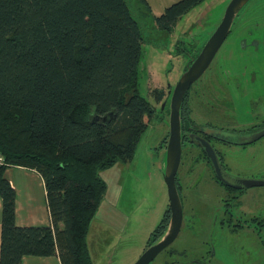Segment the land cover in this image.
Masks as SVG:
<instances>
[{"label": "trees", "instance_id": "trees-1", "mask_svg": "<svg viewBox=\"0 0 264 264\" xmlns=\"http://www.w3.org/2000/svg\"><path fill=\"white\" fill-rule=\"evenodd\" d=\"M201 1L178 0L152 19L170 31ZM142 42L126 0H0V264H93L86 235L106 191L98 172L132 159L154 112L136 89ZM8 166L40 174L50 226L15 224Z\"/></svg>", "mask_w": 264, "mask_h": 264}, {"label": "rangeland", "instance_id": "rangeland-1", "mask_svg": "<svg viewBox=\"0 0 264 264\" xmlns=\"http://www.w3.org/2000/svg\"><path fill=\"white\" fill-rule=\"evenodd\" d=\"M174 1L165 0V4L170 6ZM126 2L143 38L137 65V94L149 101L154 112L132 159L98 172L106 191L86 235L93 264H133L162 219L168 207L163 175L169 139V99L157 101L152 91H160L164 97L167 88L174 87L188 60L201 50L220 23L230 0H202L179 17L170 31L159 29L139 0ZM243 11H255L254 20L260 27L253 30L250 23L246 26L239 19ZM234 23L243 27L236 35L232 31ZM232 24L213 61H221L220 71L233 92L234 107L226 121L245 131L264 120V0H248ZM212 73L213 69L206 70L190 89L195 85L196 91ZM194 90L190 92L188 106L194 109L195 121L216 120L209 108L214 102L195 101ZM221 114H217V119ZM229 147L231 150L223 151L229 167L254 171L259 179H264V137L243 147ZM183 189L191 194L183 208L182 229L166 249L175 259H201L211 246L214 253L204 264H264V221L258 227L262 230L233 227L236 221L221 226L219 218L214 220L216 210L220 209L221 214L223 206L217 189L207 186L193 192L185 185ZM233 203L235 219L264 217V187L246 190L245 196ZM168 259L160 252L150 264H165Z\"/></svg>", "mask_w": 264, "mask_h": 264}, {"label": "flooded vegetation", "instance_id": "flooded-vegetation-1", "mask_svg": "<svg viewBox=\"0 0 264 264\" xmlns=\"http://www.w3.org/2000/svg\"><path fill=\"white\" fill-rule=\"evenodd\" d=\"M256 16L257 13L255 11H248L247 13L243 11L240 14L239 19L242 22L247 23L246 26L248 25V23H250L254 30L260 27L259 24L254 20ZM242 30L243 27L241 24H235V23L232 24V31L235 35L240 33ZM229 32L230 29L227 35L229 34ZM256 36L257 35H254L255 38ZM253 43L256 44V41H254ZM199 52L200 50L196 53L194 57L188 60V63L185 66L184 71H186V69L191 65V63L197 57ZM214 57L212 58L208 67L204 70L205 72L209 68L213 69L212 75L209 76L207 78L206 83L201 84L196 91L194 90L195 85L192 87V89L190 88L192 84H194V82L198 80L202 74H204V72L193 83H191L184 95L180 107L181 154H180L178 169L175 175V186L182 206V221L179 232L182 229L183 220H184L183 208L191 194V192L189 191H184L183 189L184 185L188 189H190V191L193 192H195L198 189L201 190L207 186L208 187L212 186L213 190L217 189V191L221 193V196L223 197L222 198L223 206H221L222 212L221 214H218L220 209H217L214 214V220L219 218L221 226L224 224L230 225L232 221H236V223L232 225L233 227L247 226L246 228L252 227L254 229L256 227L257 230H262L261 228L258 229V227H260L259 225L261 224V222L264 221V217L262 216L253 215L249 219H243L241 217L235 219L233 217L235 213V211H233V205H234L233 201L238 198L239 200H241V197L245 196L246 190L248 189H252L254 187H264V186L237 188L235 186L238 184V182H234L231 179H227V183H225L224 181L219 179V176L216 174V171H219V174L220 175L222 174L223 178H236V179H245V180H254V181L264 180V179H259V175H257L254 171L248 172V171H243L229 167L225 161L227 156L223 152L226 150H231V147L229 146L243 147L245 145L253 144L258 140H260L262 137H264V135H262L251 142H246L249 141V139L252 138L253 135L259 132L260 133L264 132V120L261 121L260 124L254 125L250 129H247L245 131L238 130L233 124L226 121L229 117H231L230 112L231 109H233L234 107L232 105V101H234V97L232 90H229V85H228L229 82H226L223 76V72L220 71L221 69L220 67L222 63L221 61H213ZM216 64H218L217 67ZM235 88L236 86L234 87V89ZM173 89L174 87L167 88L166 95H164V97L161 98L162 99L166 98L167 101L169 99V103H170V97ZM191 90H194V92L192 93L193 95L192 98L195 101L214 102V105L213 106L210 105L209 108L211 113H213L216 116V120H210L212 119L210 118L206 121H203L202 123H197L195 121L194 109L193 108L190 109L188 106ZM218 113H222L220 115L221 116L220 119H217ZM239 141H241V143H237ZM257 154L260 155L259 152H257ZM229 200L231 201L229 202ZM166 210L169 211V208L167 207ZM169 220H170V211L168 213V220L166 227L162 231L163 233L168 228ZM262 227L264 228V224L262 225ZM189 230H192V228H189ZM152 244L153 242H149L148 245H145L144 250L149 246H151ZM170 245H168L164 250L161 251L164 252V256L166 258L170 257V259H168L165 264H176V263L204 264L207 260L211 258V256L214 253V249L212 250L211 246H209V250L205 251L207 252L206 255H203L201 259L191 257L188 258L187 261H185L182 259H175L172 252L166 250ZM153 260L151 262H153Z\"/></svg>", "mask_w": 264, "mask_h": 264}, {"label": "water", "instance_id": "water-1", "mask_svg": "<svg viewBox=\"0 0 264 264\" xmlns=\"http://www.w3.org/2000/svg\"><path fill=\"white\" fill-rule=\"evenodd\" d=\"M247 1L248 0H230L225 8L220 23L205 42L197 57L186 69V71L183 72L174 86L169 103V139L166 145V158L163 175V180L167 190L168 208L170 211L169 225L163 235L151 246L146 248L133 264H149L162 250L175 240L179 233L182 221V206L175 186V175L178 169L181 154V103L190 84L193 83L208 67L216 51L225 39L234 18ZM262 135H264V132H259L253 135L252 138L246 142H251ZM237 143H241V141ZM216 174L219 176V179L225 183H227V179L238 182L235 186L237 188L264 186V180L254 181L236 178H223L222 174H219V171H216Z\"/></svg>", "mask_w": 264, "mask_h": 264}, {"label": "crops", "instance_id": "crops-1", "mask_svg": "<svg viewBox=\"0 0 264 264\" xmlns=\"http://www.w3.org/2000/svg\"><path fill=\"white\" fill-rule=\"evenodd\" d=\"M145 1L149 6L151 15L154 17L160 16L164 9L168 7L165 0ZM4 177L15 191V224L18 227L50 226L46 190L40 174L24 167L8 166L4 171ZM1 208L0 199V223ZM22 261L24 264H60L57 256H25Z\"/></svg>", "mask_w": 264, "mask_h": 264}, {"label": "built area", "instance_id": "built-area-1", "mask_svg": "<svg viewBox=\"0 0 264 264\" xmlns=\"http://www.w3.org/2000/svg\"><path fill=\"white\" fill-rule=\"evenodd\" d=\"M4 164V160L2 158V156H0V165H3Z\"/></svg>", "mask_w": 264, "mask_h": 264}]
</instances>
